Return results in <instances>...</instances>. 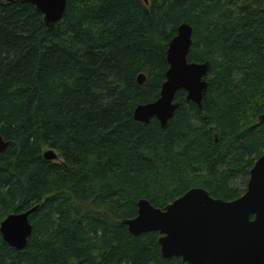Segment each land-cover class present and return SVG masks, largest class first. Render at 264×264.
Instances as JSON below:
<instances>
[{
	"label": "trees",
	"instance_id": "trees-1",
	"mask_svg": "<svg viewBox=\"0 0 264 264\" xmlns=\"http://www.w3.org/2000/svg\"><path fill=\"white\" fill-rule=\"evenodd\" d=\"M182 23L188 61L210 62L201 107L179 90L166 128L136 121ZM263 95L264 0H67L53 28L34 4L0 0V223L36 206L23 250L0 233V264H188L122 220L194 187L239 197L264 153Z\"/></svg>",
	"mask_w": 264,
	"mask_h": 264
},
{
	"label": "water",
	"instance_id": "water-1",
	"mask_svg": "<svg viewBox=\"0 0 264 264\" xmlns=\"http://www.w3.org/2000/svg\"><path fill=\"white\" fill-rule=\"evenodd\" d=\"M7 1L34 4L48 28L57 25L67 6V0ZM192 33L189 24L179 25L177 34L168 43L169 67L159 98L138 104L133 111L136 121L148 123L155 117L166 128L178 106L174 99L179 90L185 91L188 101L201 107L208 85L204 76L210 70V62L188 61ZM144 81L145 76L138 75V84ZM258 119L264 123V112ZM7 146L8 142L0 136V152ZM43 157L53 161L57 154L49 148L43 152ZM35 210L36 206L22 213H12L1 221L0 233L9 246L17 250L27 246L32 234L29 215ZM122 224L134 237L158 232L157 242L165 258L181 257L188 264H264V153L250 169L246 190L239 197L222 200L213 198L201 187H194L163 209L140 199L136 216L123 219Z\"/></svg>",
	"mask_w": 264,
	"mask_h": 264
},
{
	"label": "rangeland",
	"instance_id": "rangeland-1",
	"mask_svg": "<svg viewBox=\"0 0 264 264\" xmlns=\"http://www.w3.org/2000/svg\"><path fill=\"white\" fill-rule=\"evenodd\" d=\"M47 149H48V148L44 149V151L47 150Z\"/></svg>",
	"mask_w": 264,
	"mask_h": 264
}]
</instances>
